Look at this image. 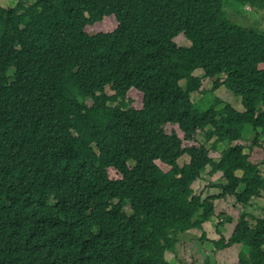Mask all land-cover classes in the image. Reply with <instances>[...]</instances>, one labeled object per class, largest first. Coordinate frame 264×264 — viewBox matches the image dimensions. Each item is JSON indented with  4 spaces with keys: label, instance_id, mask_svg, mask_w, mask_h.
Wrapping results in <instances>:
<instances>
[{
    "label": "trees",
    "instance_id": "1",
    "mask_svg": "<svg viewBox=\"0 0 264 264\" xmlns=\"http://www.w3.org/2000/svg\"><path fill=\"white\" fill-rule=\"evenodd\" d=\"M233 1L264 12V0ZM225 7L224 0H18L5 9L0 264H172L166 254L215 217L213 201L234 197L247 207L261 196L260 165L232 144L247 125L251 148L264 138V31L233 22ZM110 16L114 31H86ZM181 35L190 46L177 44ZM198 70L215 79L211 90L202 89ZM222 87L241 97L243 112L214 95ZM132 89L144 95L141 109L128 98ZM194 93L204 94L206 110ZM199 133L210 149L185 145ZM210 150L222 156L214 160ZM208 167L223 182L210 184L220 194L204 197L193 185ZM110 169L121 178L111 179ZM216 245H243L236 264H264V217L243 214Z\"/></svg>",
    "mask_w": 264,
    "mask_h": 264
},
{
    "label": "rangeland",
    "instance_id": "2",
    "mask_svg": "<svg viewBox=\"0 0 264 264\" xmlns=\"http://www.w3.org/2000/svg\"><path fill=\"white\" fill-rule=\"evenodd\" d=\"M225 2V10L228 17L235 23L243 26L254 28L258 31H264V12L262 11H254L250 6L247 7H239L237 6L233 0H224ZM18 3L17 0H1V8L0 9V29H3L2 19L4 17V11L6 8H11L16 6ZM118 27V22L115 16H110L104 19L103 22L96 23L93 26H88L86 31L89 34H97L99 32H112ZM176 42L179 46H190V41L186 40V38L181 35L176 38ZM264 67V66H261ZM13 71V70H12ZM195 75L199 77H203V71H196ZM203 79V87L204 91H209L213 87V82L215 79ZM185 86V81L181 83ZM108 94H113L110 88H107ZM214 95L220 98L224 103H229L235 108L237 111H244V107L242 104L241 97L235 96L230 91H228L225 87H222ZM204 94L202 93H194L192 95V101L199 102ZM207 97V96H206ZM209 99H212V95L208 94ZM128 98L133 100V106L137 109H141L143 106L144 95L142 92L138 90H131L128 93ZM208 101V99L206 100ZM91 103V102H90ZM224 107V104L218 105L215 109L219 111ZM199 108L201 110H206L208 108V103L199 102ZM176 131L181 138L185 137V133L180 129L179 125L166 126V131L171 133L172 131ZM197 143H186V146L191 145H200L202 142H205L204 135L199 133L197 136ZM255 140V131L254 129L247 125L245 129L244 138L236 144L245 145L246 152L250 154L253 162L259 164L261 166L262 172L264 173V138L259 140L260 147L251 148V143ZM207 148L212 144L205 142ZM224 148L228 146L225 143ZM210 156L215 160L219 159L222 155L218 152H211ZM190 161V156H185L182 158L179 163L181 166ZM160 168L167 172L169 170L168 166H165L161 162H158ZM211 168L208 167L207 171L203 174L202 178L198 180L194 185L193 189L197 195L203 194L204 197L218 195L221 190L218 188L212 187L210 184L221 183L223 182V174L218 173L215 176H211L209 174ZM238 174H241L240 172ZM110 178L112 179H120L121 176L113 169L109 170ZM218 185V184H217ZM215 203L216 215L213 219L204 225L206 230L201 231V233H197L196 235L189 236L188 234L180 235L179 243L176 247L175 253H167L166 258L172 264H180L181 261L187 262V264H231L235 259L239 261V255L242 250V246L232 247L230 252H225L217 250V245L215 242L219 241L222 237L228 239L231 236L233 229H235V225L239 222L241 216L243 214H251L261 217L264 215V209L253 210V207H243L242 205L236 202L234 197H228L224 200L213 201ZM259 203H264V199L260 200ZM227 218H232L230 223L226 222ZM225 222L223 227H220V223ZM252 224H254L253 220H251ZM224 233H223V229ZM206 233V237H203V233ZM183 241V243H182ZM186 244V245H185ZM237 261V262H238Z\"/></svg>",
    "mask_w": 264,
    "mask_h": 264
},
{
    "label": "clouds",
    "instance_id": "3",
    "mask_svg": "<svg viewBox=\"0 0 264 264\" xmlns=\"http://www.w3.org/2000/svg\"><path fill=\"white\" fill-rule=\"evenodd\" d=\"M18 1V0H17ZM0 6H1V2H0ZM1 8V7H0ZM2 9V8H1ZM6 9H8V8H6ZM176 40V39H175ZM133 90V89H132ZM134 90H136V89H134ZM243 112V111H242ZM260 139H263V138H260ZM259 139V140H260ZM259 140H257V144H256V146H254L253 148H257V147H260V144H259ZM253 143V142H252ZM252 143H251V145H252ZM209 144H211V143H209ZM232 145H237L236 144V142L234 143V144H232ZM211 146H212V144L209 146V148L208 149H210L211 148ZM245 146V145H244ZM252 148V149H253ZM211 152H220V154H221V151H219V150H217V151H215V150H210ZM249 156H250V154L249 153H247ZM214 159V158H213ZM215 160V159H214ZM217 160V159H216ZM250 160L253 162V160L251 159V156H250ZM253 163H255V162H253ZM257 164V163H256ZM260 169H261V166H260ZM114 170V169H113ZM261 171H262V169H261ZM241 174H242V172H240ZM241 174H239L240 176H241ZM262 174L264 175V173L262 172ZM112 179V178H111ZM264 195V192H262V194H261V196L260 197H258V198H256V199H253V201L251 202V204L249 205V206H247V207H252L253 206V202H255L256 200H258L259 198H261L262 196ZM224 200V199H223ZM244 207V206H243ZM264 209V208H263ZM262 209V210H263ZM248 215H251V214H248ZM251 216H254V217H256V218H263L264 217V215H262L261 217H258V216H256V215H251ZM230 223V222H229ZM205 224H207V223H205ZM204 224V225H205ZM238 224V223H237ZM236 224V225H237ZM204 225H203V227H204ZM236 225H235V227H236ZM223 226H226V225H220V227H223ZM203 227H202V229H198V230H203ZM193 230H195V229H193ZM190 232V231H189ZM233 232H234V230H233ZM188 233V232H187ZM186 233V234H187ZM233 234V233H232ZM231 234V235H232ZM203 237H206V233L204 232L203 233ZM224 238V237H223ZM230 238V237H229ZM228 238V239H229ZM222 239V238H221ZM220 239V240H221ZM228 239H226L225 238V240H228ZM216 243V242H215ZM235 246V245H234ZM234 246H232V247H234ZM242 246V250H241V253L243 252V250H244V247H243V245H241ZM232 247H230V248H232ZM226 249H229V248H226ZM226 249H220L219 251H223V250H226ZM240 253V254H241ZM240 256V255H239ZM239 258V257H238ZM238 263V262H237Z\"/></svg>",
    "mask_w": 264,
    "mask_h": 264
},
{
    "label": "crops",
    "instance_id": "4",
    "mask_svg": "<svg viewBox=\"0 0 264 264\" xmlns=\"http://www.w3.org/2000/svg\"><path fill=\"white\" fill-rule=\"evenodd\" d=\"M219 154H220V152H218ZM262 199H264V195L261 197V198H259L258 200H256L255 202H253V210L255 211V210H257V209H263L264 208V203H259V201L260 200H262ZM225 228L226 227H224V229H223V233H224V230H225ZM204 230H206V228L205 227H203V230H198V229H195V230H191L190 232H188L187 234L189 235V236H193V235H196L197 233H201V231H204ZM234 230V229H233ZM232 233H233V231H232ZM231 233V234H232ZM182 243H183V241H182ZM186 245V244H185ZM239 246H241V245H235L234 247H239ZM231 251V248H229V249H226L225 250V252H230ZM241 251V250H240ZM237 259H235L231 264H236L237 263Z\"/></svg>",
    "mask_w": 264,
    "mask_h": 264
}]
</instances>
